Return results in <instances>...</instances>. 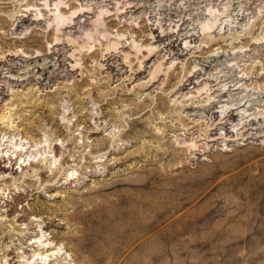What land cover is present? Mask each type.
Returning a JSON list of instances; mask_svg holds the SVG:
<instances>
[{
    "label": "rangeland",
    "instance_id": "rangeland-1",
    "mask_svg": "<svg viewBox=\"0 0 264 264\" xmlns=\"http://www.w3.org/2000/svg\"><path fill=\"white\" fill-rule=\"evenodd\" d=\"M4 114L0 264H264V0H0Z\"/></svg>",
    "mask_w": 264,
    "mask_h": 264
},
{
    "label": "bare ground",
    "instance_id": "bare-ground-1",
    "mask_svg": "<svg viewBox=\"0 0 264 264\" xmlns=\"http://www.w3.org/2000/svg\"><path fill=\"white\" fill-rule=\"evenodd\" d=\"M127 3H131L130 1H128ZM128 5V4H127ZM128 7H132L131 5L130 6H128ZM61 16V15H60ZM216 21V20H215ZM216 24V23H215ZM204 27H207L206 25H204ZM208 37V36H207ZM136 45V44H135ZM146 48V47H145ZM156 53V52H155ZM123 56L125 57V59H129L130 58V54L129 53H124L123 54ZM145 56V55H144ZM149 58V57H148ZM147 58V59H148ZM146 59V60H147ZM144 60V59H143ZM151 60V59H150ZM126 61V60H125ZM128 62V61H127ZM130 63H132V62H130ZM144 66V65H143ZM141 69V68H140ZM154 70V69H153ZM143 71V70H142ZM158 72V71H157ZM152 73V72H151ZM157 76H159V75H157ZM223 92V91H222ZM217 95V94H216ZM214 96V95H213ZM209 98V97H208ZM211 98V97H210ZM209 100V99H208ZM213 101V100H212ZM224 102V104L222 105V107H228V105H230V103L228 102V103H225L226 102V100H224L223 99V101H222V103ZM252 104V103H251ZM237 105V104H236ZM197 106V105H196ZM241 106H245V104L243 105H239L238 107H233L231 110H235V109H237L238 110V114H241V117H240V120L238 121V123H236L237 125H241V124H243V122H244V118L246 117L245 116V114H246V112L248 111L246 108H243V110H245V111H242L241 112ZM249 106V105H248ZM249 113V112H248ZM263 114V113H262ZM250 115V114H249ZM248 116V115H247ZM257 116V115H256ZM259 117V116H258ZM246 122H247V120H246ZM6 123V124H5ZM0 124H3L4 126H6V128H9L10 129V127L12 128V127H14L15 125H13V121L12 120H9V117H7V115H2V116H0ZM2 126V125H1ZM3 126V127H4ZM212 126V125H211ZM262 127V126H261ZM5 128V127H4ZM6 133V132H5ZM237 134V133H236ZM19 135V134H18ZM17 135V133L15 134V133H13V134H11V136H10V139H8L7 140V142H9V144H11V146L13 145L15 148H18V150L20 151V153L22 152L23 153V151L24 152H26L27 153V151L29 150V149H31V150H33L32 148H34L35 146H39V144L41 143V141H39V142H32L31 140H29V139H26L25 137H23V136H18ZM209 137V136H208ZM2 138H4V135H3V137ZM214 138V137H213ZM226 138V137H225ZM229 138V137H228ZM237 138H239V136L237 137ZM201 139V138H200ZM14 140V141H13ZM235 141V140H234ZM184 142H188V141H184ZM193 142H195L194 140H193ZM213 142V141H212ZM191 143V142H190ZM192 144H194V143H192ZM199 144V143H198ZM202 144V143H201ZM195 146V145H194ZM199 146H201V145H199ZM190 148V147H189ZM193 149V151H194V148H192ZM15 150V149H14ZM17 150V149H16ZM17 152V151H16ZM52 150H50L49 151V153L48 154H45V155H43V160L42 161H40L41 163H47L48 161V169L49 170H52L55 166V164H54V162H55V160H57L56 159V157L52 154ZM17 154V153H16ZM25 162V161H24ZM54 164V165H53ZM25 165H27V164H25ZM23 165L22 164H20V166L19 167H22ZM43 166V165H42ZM46 166V167H47ZM39 168V167H38ZM36 170V169H35ZM37 171V170H36ZM53 171V170H52ZM76 173V172H75ZM72 175L74 174V172L73 173H71ZM0 219H2L3 220V217L1 216L0 217ZM44 236V235H43ZM42 235L41 236H38V237H36L37 238V245H38V251H40V249H41V252H38V254L39 255H41L40 256V258H42V260L41 261H43V264H51V262H53L55 259L57 260V261H54L53 262V264H55L56 262H59V261H62L63 262V260L65 261L64 263L65 264H71V261H70V258H71V254L70 253H68L67 252V250H64V248L63 247H61L62 245H60V244H54V240H51L49 237H46V238H44ZM39 243V244H38ZM23 252V251H22ZM21 252V253H22ZM36 252V253H37ZM22 254H24V253H22ZM34 254V253H33ZM5 255V254H4ZM26 255V254H25ZM34 255H36V254H34ZM34 255H33V257H34ZM55 255H57L58 257H60L59 259H58V257L56 256V257H54ZM38 256V255H37ZM4 257H7V256H4ZM25 257V256H24ZM35 258V257H34ZM24 259V258H23ZM28 259V258H27ZM27 259H24V260H26V264H32V262L31 261H27ZM30 259V258H29ZM31 260V259H30ZM5 264H9L8 263V261L7 260H5Z\"/></svg>",
    "mask_w": 264,
    "mask_h": 264
}]
</instances>
